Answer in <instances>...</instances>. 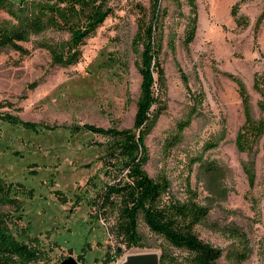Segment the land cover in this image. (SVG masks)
I'll return each mask as SVG.
<instances>
[{"label": "rangeland", "instance_id": "rangeland-1", "mask_svg": "<svg viewBox=\"0 0 264 264\" xmlns=\"http://www.w3.org/2000/svg\"><path fill=\"white\" fill-rule=\"evenodd\" d=\"M110 3L114 13L81 46L75 64L55 63L39 45L68 41L65 31L32 35L22 43L26 54L0 50V113L34 124L0 119V176L20 186L23 205L21 212L0 208L16 216L13 233L44 249V264L69 255L81 264H122L138 251H166L169 264H189L186 250L142 218L144 246L127 247L111 229L113 219L96 217L99 210L91 204L114 177L99 160L107 138L84 125L135 127L144 49L137 35L144 18L154 26L163 70L162 79L154 72L157 101L150 109L144 167L154 178L168 176L166 198L185 199L192 188L210 206L196 231L222 250L220 264H264V135L252 152L237 146L246 114L264 118V87L258 84L264 75V0ZM11 20L0 9V24ZM202 161L223 167L222 193L212 194L200 180ZM241 253L247 255L243 261Z\"/></svg>", "mask_w": 264, "mask_h": 264}, {"label": "trees", "instance_id": "trees-1", "mask_svg": "<svg viewBox=\"0 0 264 264\" xmlns=\"http://www.w3.org/2000/svg\"><path fill=\"white\" fill-rule=\"evenodd\" d=\"M0 9L12 17L11 21L0 24V50L12 48L26 54L29 49L22 43L28 42L32 35H39L49 29L65 31L70 34L68 41L39 43L49 50L55 63L63 66L80 60L81 46L114 13L110 0H0ZM139 24L137 41H142L144 49L140 66L141 97L135 127L120 129L84 125L85 130L107 138V141L100 143L103 151L99 160L103 162L104 173L114 177V181L105 182L97 191L91 204L99 210L96 217L102 215L113 219L111 229L127 247L144 246L139 229L142 218L151 231L161 235L174 247L186 250L189 264H220L222 250L201 239L196 231V226L208 219L210 206L203 204L199 194L192 188L185 199L166 198L171 187L168 176L162 174L154 178L144 167L148 160L145 137L153 123L150 109L157 101L154 72L157 68L162 79L163 70L160 68L154 26L148 25L144 18L140 19ZM195 27L196 23L188 41L194 37ZM258 84L264 87V75L258 79ZM246 115V121L237 135V146L240 150L252 152L264 135V118H253L250 113ZM0 119L34 126L33 122L24 121L10 113H0ZM190 122L191 119L183 122L181 129ZM223 170L216 161H202L200 164V180L206 183L212 194L223 192ZM20 189L19 185L5 181L0 176V208L12 205L21 212ZM14 217V213L0 209V264H44V249L33 241L19 239L13 233ZM17 218L22 217L18 215ZM236 235L241 237L242 233ZM240 257L243 261L247 255L241 253ZM168 259V253L163 251L160 264H169Z\"/></svg>", "mask_w": 264, "mask_h": 264}, {"label": "water", "instance_id": "water-1", "mask_svg": "<svg viewBox=\"0 0 264 264\" xmlns=\"http://www.w3.org/2000/svg\"><path fill=\"white\" fill-rule=\"evenodd\" d=\"M161 254L151 251H138L127 256L122 264H160ZM58 264H81L74 255L65 257Z\"/></svg>", "mask_w": 264, "mask_h": 264}, {"label": "flooded vegetation", "instance_id": "flooded-vegetation-1", "mask_svg": "<svg viewBox=\"0 0 264 264\" xmlns=\"http://www.w3.org/2000/svg\"><path fill=\"white\" fill-rule=\"evenodd\" d=\"M80 262V261H79Z\"/></svg>", "mask_w": 264, "mask_h": 264}]
</instances>
